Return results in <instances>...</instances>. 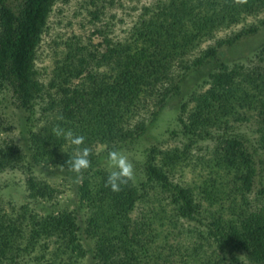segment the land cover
<instances>
[{
	"label": "trees",
	"instance_id": "trees-1",
	"mask_svg": "<svg viewBox=\"0 0 264 264\" xmlns=\"http://www.w3.org/2000/svg\"><path fill=\"white\" fill-rule=\"evenodd\" d=\"M69 1L0 0V133L15 128L6 99L22 115L21 141L0 136V174L19 172L22 181L3 191L21 187L25 200L0 194V264H264V41L222 58L264 30V0H158L118 39L109 24L95 25L105 7L89 1L83 16L97 43H64L42 81L37 49L55 7ZM247 18L254 22L215 37ZM199 69L197 87L181 95ZM174 98L164 123L173 146L150 136L155 144L132 159L135 184L113 193L101 164L108 151L143 144ZM57 124L92 150L73 209L55 203L39 174L70 171L74 148L53 134ZM185 170L191 183L175 181Z\"/></svg>",
	"mask_w": 264,
	"mask_h": 264
},
{
	"label": "rangeland",
	"instance_id": "rangeland-1",
	"mask_svg": "<svg viewBox=\"0 0 264 264\" xmlns=\"http://www.w3.org/2000/svg\"><path fill=\"white\" fill-rule=\"evenodd\" d=\"M89 1L94 0H70L67 4L61 5L58 4L55 7L54 12L51 14L48 27L46 33L42 36V40L37 49V58H36V68L38 69L39 77L42 81L49 80L50 71L52 69L53 62L60 57L61 50L63 49L64 43L69 42L70 39L78 37L83 43H87L88 41L95 45L97 43V38L91 35L93 30V26L86 23V18L83 16V5L88 9L92 10L94 7L89 4ZM98 1V0H96ZM112 1V5L109 6L108 3ZM158 0H99L96 6H104L103 15L100 18V23L98 22L97 26L104 27L105 24H109L107 31H111L109 33V37L113 39H118L123 35V30L130 25V23L136 18L138 13L140 12V8L144 5H150L151 3ZM95 6V7H96ZM80 13V14H79ZM254 19L247 18L243 24H240L236 27L229 28L227 30H221L215 34L216 38L224 37L225 35H229L231 32L238 31L242 26H247L250 23H253ZM83 24V25H82ZM101 24V25H100ZM95 27V26H94ZM104 30V28H102ZM90 38V40H89ZM262 41H264V30L258 31L255 35H252L248 38L242 39L236 48L232 50L223 49V57L229 59H238L243 55L250 53L253 49H255ZM212 41H208L203 43L200 48H205L208 44H211ZM203 69V67H202ZM202 69H199L197 72L190 71L188 73L187 78L185 79L184 84L181 86V95H186L191 89L197 87L198 85V74L201 73ZM205 71L209 70V66L205 69ZM196 85V86H195ZM186 90V91H185ZM180 97V94L179 96ZM176 98L169 101L165 109L161 112V115L158 117V121L156 123V129H152L149 133V138L147 140H143V144L132 145L128 147L127 151H124L129 155L130 159H135L140 161V157L138 153L141 151V147L149 146L150 144H155L154 139H152L153 134H157V140L159 143H162V147L173 146L174 142L169 140L168 135L164 133L165 131V121L169 118H172L175 105ZM5 106H7L6 115L10 118L11 124L15 126L11 133H0L2 138H13L17 141H21V138L18 135V117L22 116L20 113L12 108L9 105L8 99L4 102ZM22 143V142H21ZM140 143V141L138 142ZM19 144V143H18ZM97 151L100 148H96ZM137 154H136V153ZM134 163L135 161L132 160ZM138 163V162H137ZM103 166H107L106 162L101 163ZM42 173V176L48 181V183L52 184L56 191V204L59 207H67L69 209H73L77 205L75 191H76V179L74 175L70 171H63L58 169H42L39 174ZM189 171H183L181 173L176 174L175 181L191 183ZM22 181V177L17 171H7L0 174V194L3 193V198H9L8 193L5 194V191H10L12 196L11 200L16 202V204L24 203V198L20 190L12 187L6 188L3 191L4 183H12ZM228 259V258H227Z\"/></svg>",
	"mask_w": 264,
	"mask_h": 264
},
{
	"label": "clouds",
	"instance_id": "clouds-1",
	"mask_svg": "<svg viewBox=\"0 0 264 264\" xmlns=\"http://www.w3.org/2000/svg\"><path fill=\"white\" fill-rule=\"evenodd\" d=\"M248 0H235V3L244 5ZM63 121V115L57 117ZM57 138H63L67 143L73 146L74 151L71 159L66 161L69 170L75 174L76 182H81L84 172L92 167V150L86 146V137L75 133L71 128H64L57 124L52 129ZM106 165L109 169L105 186L110 188L113 193H119L123 187L136 182V171L129 155L122 150H110L107 153ZM63 168V167H61Z\"/></svg>",
	"mask_w": 264,
	"mask_h": 264
}]
</instances>
